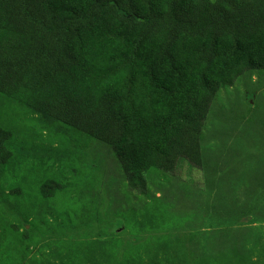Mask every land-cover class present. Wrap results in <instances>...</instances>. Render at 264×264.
Instances as JSON below:
<instances>
[{
  "label": "trees",
  "instance_id": "1",
  "mask_svg": "<svg viewBox=\"0 0 264 264\" xmlns=\"http://www.w3.org/2000/svg\"><path fill=\"white\" fill-rule=\"evenodd\" d=\"M251 73H264V0H0V264H39L33 249L64 235L66 185L48 162L67 153L21 139L33 133L18 120L111 148L125 181L158 203L142 174L185 162L216 172L204 127L218 92ZM249 188L264 190V173ZM167 196L148 208L162 223ZM242 232L195 264H264V245L247 256ZM64 246L63 264H108L105 243Z\"/></svg>",
  "mask_w": 264,
  "mask_h": 264
},
{
  "label": "rangeland",
  "instance_id": "2",
  "mask_svg": "<svg viewBox=\"0 0 264 264\" xmlns=\"http://www.w3.org/2000/svg\"><path fill=\"white\" fill-rule=\"evenodd\" d=\"M38 119L47 121L43 117L17 121L33 133L20 138L39 149L59 147L67 153L60 165L48 162L55 177L66 185L65 221L60 219L64 235L33 249L39 264L48 260L63 264L70 251L64 244L80 241L105 243L108 264L206 263L217 258L218 243H227L242 231V249L247 256L258 257L264 245V190L252 192L249 183L264 173V73H251L216 96L202 147L204 161L216 164V172L185 162L171 175L142 174L146 191L161 198L158 203L125 181L111 148L78 141L57 125L45 128ZM165 193L168 214L162 223L148 208L161 204ZM213 207L233 210L214 214ZM128 209L134 210L135 221L145 223L143 230L130 217L127 221ZM146 213L149 220H145ZM23 229L30 226L23 224ZM78 255L84 259L82 252ZM82 264L90 262L83 260Z\"/></svg>",
  "mask_w": 264,
  "mask_h": 264
}]
</instances>
